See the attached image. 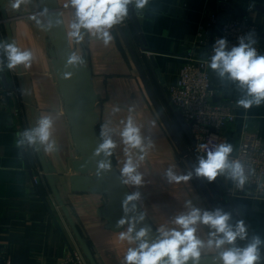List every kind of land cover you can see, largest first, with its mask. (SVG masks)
Returning <instances> with one entry per match:
<instances>
[{"label":"crops","instance_id":"1","mask_svg":"<svg viewBox=\"0 0 264 264\" xmlns=\"http://www.w3.org/2000/svg\"><path fill=\"white\" fill-rule=\"evenodd\" d=\"M58 1L64 6L62 0ZM29 5L27 8L22 6L20 11L25 13L40 9L38 0H31ZM259 5H264V0H148L143 9H136L147 47L154 52L164 86L169 87L177 82L184 55L192 48L199 25L207 13H216L221 22L243 16L256 24L262 34L258 55H264V13L257 8ZM7 10L8 15L13 18L9 24L0 23V42H14L21 50H30L33 60L28 69L20 65L15 70H9L6 67V57L0 52V60L5 61V66L0 71V264H57L68 254L69 246L81 252L87 264H92L84 254L52 191L42 169L39 152L52 164L56 176L60 177V193L87 240L95 262L124 264L127 248L136 245L120 241L118 234L121 231L108 229L106 221L98 215L97 210L105 204L106 197L102 194L71 191L65 183V179L73 173L72 161L80 155L72 140L64 100L54 72L50 55L53 47L46 29L48 20L37 16L41 21L37 25L29 19V15L16 17V11L8 6ZM62 14L69 33L74 10L64 6ZM121 25L137 57L140 61L144 60L141 43L127 17ZM111 34L113 41L109 46L88 36L80 43H76L70 36L69 38L75 54L85 55L87 64L93 71L95 90L98 93L96 109L100 113L97 130L100 134L101 126L108 124L109 134L117 145L112 156L119 171L127 159L125 145L119 133L124 126L122 122L130 114L140 127L141 135L145 137L144 143L147 145L151 140L152 147L148 149L145 159L139 162L137 169L142 174L143 183L127 185L133 193L139 192L138 202L156 229L161 226L175 227L172 221L177 215L188 211L186 204L189 201L201 211H214L194 174L188 181H168L166 173L169 168L177 176L187 175L192 170L183 161L182 154L155 106L157 114L152 109L153 102L117 25L111 30ZM199 51L205 53L203 49ZM145 64L141 66L160 107L182 143L189 147L191 159L196 165L199 152L190 148L158 81L149 65ZM212 72L214 91L216 98L218 97L216 101L233 100L236 103L235 120L217 132L220 142L232 145L231 155L239 153L244 135H257L264 142V103L253 105L249 109L239 107L237 101L243 97L244 92L236 83L226 78L221 79L215 71ZM46 114L51 115L54 120L53 139L57 142V149L47 153L39 145L35 148L18 146V134L34 128L36 121ZM133 151V159L136 160L140 154L139 149ZM30 169L33 170L34 178L38 179V184H35ZM220 177L226 184V194L229 193L228 190L237 193L232 196L256 235L264 240V194L257 192L247 182L243 188H238L230 179ZM207 185L220 209L230 212L221 201L217 185L214 182H207ZM255 193L259 195L255 196ZM230 222H237L233 215ZM210 231L208 226L200 225L197 234L206 240ZM206 254L218 255V252L205 249L202 255Z\"/></svg>","mask_w":264,"mask_h":264},{"label":"clouds","instance_id":"2","mask_svg":"<svg viewBox=\"0 0 264 264\" xmlns=\"http://www.w3.org/2000/svg\"><path fill=\"white\" fill-rule=\"evenodd\" d=\"M66 8L74 10V19L69 24L68 35L76 43L83 42L85 36L90 39L102 41L104 46H109L113 41L111 30L121 24L128 16L129 5H133L137 10H141L148 3V0H62ZM31 0H8V7L13 11L20 10L22 6L27 8ZM48 9L36 13L29 17L37 25L41 21L37 16L46 17ZM62 23L61 20L55 22L56 26ZM47 27L51 29L53 23L47 21ZM255 40L249 34L239 39L238 46L227 48L225 39H218L213 48L214 55L211 56L209 67L215 71L221 79H227L237 84L238 88L244 92L237 105L244 109H249L253 105L259 106L264 103V55H258L253 47ZM0 52L6 57V67L15 70L22 65L24 69L31 67L33 53L30 50H21L14 42H0ZM85 61L78 54L69 56L67 65L73 67L84 66ZM5 61L0 60V71L3 70ZM66 77L71 73H66ZM123 123V129L119 135L125 145V155L127 159L120 170L124 184L141 185L143 177L138 172L139 162H142L147 155V151L152 147L151 140L144 143L145 137L141 135V129L130 114ZM54 120L51 115H42L36 126L19 133L18 146L25 145L35 148L39 145L47 153L57 149V142L53 139ZM101 143L94 152V156L110 157L117 147L109 134L108 124L101 126ZM139 149L136 160L133 159L134 151ZM199 149L206 152V158H198L194 166L195 175L213 182L218 176H224L233 181L238 188H243L248 180L245 174L244 165L239 160L230 159L233 151L232 145L221 143L209 149L207 145H199ZM110 163L107 160L98 162L97 175L101 171H108ZM169 182L188 181L192 178L193 172L187 175L177 176L171 168L166 173ZM140 199L139 192L128 195L123 202L125 218L117 222V227L128 224L126 231L118 234L120 241L136 245L128 247L124 255V264H198L202 257V252L207 249L218 255H213V260L218 264H261L264 261V240L260 236H252L244 247H237L236 241L248 239V231L243 221L231 223L232 215L223 209L217 208L214 211H201L193 207L189 201L186 204L187 212L177 215L172 224L175 227L161 226L157 229L158 237L149 242L146 237L148 230L141 228L136 230V224L145 219V214L127 218L130 211L128 205L132 201ZM135 205H133V210ZM200 225L208 226L211 231L207 239H201L198 233ZM133 233H135L133 235Z\"/></svg>","mask_w":264,"mask_h":264},{"label":"water","instance_id":"3","mask_svg":"<svg viewBox=\"0 0 264 264\" xmlns=\"http://www.w3.org/2000/svg\"><path fill=\"white\" fill-rule=\"evenodd\" d=\"M38 2L40 5V9L30 10L25 13H22L20 10H16L17 15L15 16H31L36 13L42 12L45 8H47L49 11L45 18L47 20H51L53 23V27L51 29L46 27L53 47L50 51V55L52 57V63L59 84V89L64 100V110L71 128L72 140L76 150L80 155L78 159L72 161L71 167L73 173L65 179V183L66 185L68 184L70 190L74 192H89L92 194L104 195L106 197V202L97 210L98 215L106 221V227L108 229L116 232L123 231L128 227V224L117 227V222L121 218H125L126 214L124 212L123 202L125 201L126 197L128 195H131L133 192L128 185L123 183L120 171L112 155L110 157H105L103 153H101L100 156H94L96 148L102 141L97 130L98 124L100 122V113L96 109L98 93L95 90L93 71L87 64L85 55L81 56V58L86 62L84 66L73 67L67 65L68 58L70 55L75 54V49L71 44L64 22L62 14L64 6H61L58 0H38ZM7 5L8 0H0V12L2 15L0 23L5 22L6 24H9V21L13 18L8 15ZM257 8L264 13V5H259ZM57 20L62 21L59 26L55 25V22ZM127 20L132 24L141 43V48L144 52V60H141L142 63L132 49L131 44L129 43L124 32L123 26L121 24H118L117 26L121 32L122 37L127 43L131 57L139 72L141 80L143 81L146 91L150 95V98L155 105L167 131L169 132L180 153L184 156L193 174L195 175V165L191 159L189 147H186L182 143L173 125L170 123L164 111L161 109L158 100L149 84L147 76L141 66L142 64L144 65V63H146L145 65H149L154 78H156V80L158 81L160 90L162 91L163 95H165V99L167 100L175 121L180 126L182 134H184L186 139H188L190 146L193 149H196V140L192 133L191 125L187 124L184 121L179 110L176 109L171 103L168 87L164 86V79L159 69L158 62L154 56V52L147 47L146 39L144 38L139 22L138 14L136 8L133 5H129ZM148 52L151 53L148 54ZM66 73H71V75L66 77ZM161 85L163 88L161 87ZM211 88H213V86ZM215 100H218V97L216 98L215 96ZM201 156L206 158V153H199V157ZM39 160L43 171L46 173V177L51 185L52 191L57 201L59 202L62 211L66 216L67 221L71 229L73 230V233L75 234V237L77 238L84 254L92 264H97L87 240L82 235L76 221L74 220V217L72 216L60 193V190L58 188L60 177L56 176L54 167L51 163L46 161L41 152H39ZM100 160H107L110 163V169L108 171H101L100 174L97 175L98 162ZM29 167H31L30 164ZM30 174L34 179V173L32 169H30ZM195 177L209 202L211 203L213 209L215 210L217 208H220L217 201L212 196L206 180L197 177L196 175ZM213 182L219 188L220 194L222 196L221 201L225 203V205L229 208L235 220L244 222L248 231V239H246V241L249 242L252 236H256V233L248 222L244 212L238 205L234 196L226 194L227 187L220 176H218ZM44 201L50 208L45 197ZM133 205H135L134 210ZM128 207L130 209V211L127 213V218L129 220H131L133 217L145 214V219L136 224V230L138 231L141 228H146L148 230V236L146 237V239H148L149 242L156 240L158 237L157 229L149 220L146 212L144 211L138 200L130 202ZM54 219L57 225H59L57 219ZM58 227L61 228L60 225ZM236 246L242 247L239 240L236 241ZM262 254H264V249H262ZM212 257V254L202 255L198 264H218V262L214 261ZM188 264H192V261H189ZM261 264H264V261H262Z\"/></svg>","mask_w":264,"mask_h":264},{"label":"built area","instance_id":"4","mask_svg":"<svg viewBox=\"0 0 264 264\" xmlns=\"http://www.w3.org/2000/svg\"><path fill=\"white\" fill-rule=\"evenodd\" d=\"M249 34L255 40L253 47L259 54L262 34L256 24L243 16L221 22L216 13H207L199 25L192 48L184 55L177 82L168 87L171 103L179 110L184 121L191 125L199 153H206L199 149V145H207L211 149L221 144L217 132L236 118L235 101L215 100L213 70L209 67L215 42L225 39L230 50L238 46L241 37ZM200 49L205 50V53L200 52ZM230 159L239 160L244 165L245 174L248 176L247 183L260 194H264V142L261 138L257 135H244L239 153L230 155ZM37 180L34 178L35 184ZM228 192L229 195L236 193ZM242 193L247 194L246 191ZM256 195L259 194L255 193ZM69 247L68 254L57 264H85L78 251L72 246Z\"/></svg>","mask_w":264,"mask_h":264},{"label":"rangeland","instance_id":"5","mask_svg":"<svg viewBox=\"0 0 264 264\" xmlns=\"http://www.w3.org/2000/svg\"><path fill=\"white\" fill-rule=\"evenodd\" d=\"M151 105H152V106H151L152 109H153V110L155 111V113H156V110H157V109L155 110V108H156V107L154 108L155 105H153V104H151ZM161 109H162V108H161ZM156 114H157V113H156ZM190 148H191V146H190ZM182 159H183V161H186V159L184 158L183 155H182ZM186 162H187V161H186ZM38 183H39V182H38V180H37L36 184H38ZM78 253H79V254L82 256V258L84 259L85 264H87V263H86V260H85V258H84V255H83L81 252H78ZM61 259H62V258H61ZM61 259H60V260H61Z\"/></svg>","mask_w":264,"mask_h":264},{"label":"trees","instance_id":"6","mask_svg":"<svg viewBox=\"0 0 264 264\" xmlns=\"http://www.w3.org/2000/svg\"><path fill=\"white\" fill-rule=\"evenodd\" d=\"M216 201H217V200H216ZM221 209H222V208H221ZM224 211H225V210H224ZM239 242H240V244H241L242 247L246 246V244L248 243L246 240H245V242L239 240Z\"/></svg>","mask_w":264,"mask_h":264}]
</instances>
